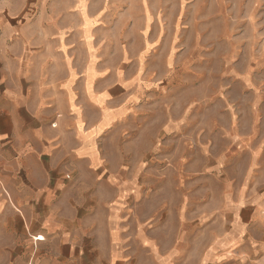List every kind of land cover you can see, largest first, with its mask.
Here are the masks:
<instances>
[{
    "label": "rangeland",
    "instance_id": "374dc122",
    "mask_svg": "<svg viewBox=\"0 0 264 264\" xmlns=\"http://www.w3.org/2000/svg\"><path fill=\"white\" fill-rule=\"evenodd\" d=\"M11 1L22 28L64 30L76 68L56 73L80 78L103 164L86 183L95 261L35 214L0 230V264H264V0Z\"/></svg>",
    "mask_w": 264,
    "mask_h": 264
},
{
    "label": "crops",
    "instance_id": "0c3cea01",
    "mask_svg": "<svg viewBox=\"0 0 264 264\" xmlns=\"http://www.w3.org/2000/svg\"><path fill=\"white\" fill-rule=\"evenodd\" d=\"M47 21L40 14L22 28L12 1L0 0V230L33 228L36 214L60 252L93 262L95 253L82 246L84 230L96 228L84 213L94 198L86 183L103 164L94 144L100 122L82 120L80 78L56 73L76 68L65 56L75 51L65 47L64 30H47ZM84 80L89 85L92 78ZM66 169L72 181L63 179Z\"/></svg>",
    "mask_w": 264,
    "mask_h": 264
}]
</instances>
